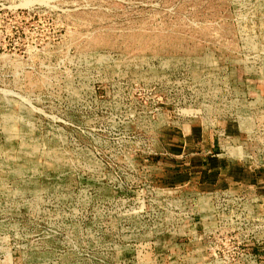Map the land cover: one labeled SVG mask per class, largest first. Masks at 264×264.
Masks as SVG:
<instances>
[{
    "label": "rangeland",
    "instance_id": "rangeland-1",
    "mask_svg": "<svg viewBox=\"0 0 264 264\" xmlns=\"http://www.w3.org/2000/svg\"><path fill=\"white\" fill-rule=\"evenodd\" d=\"M215 154L264 172V0H0V264H264Z\"/></svg>",
    "mask_w": 264,
    "mask_h": 264
},
{
    "label": "crops",
    "instance_id": "crops-1",
    "mask_svg": "<svg viewBox=\"0 0 264 264\" xmlns=\"http://www.w3.org/2000/svg\"><path fill=\"white\" fill-rule=\"evenodd\" d=\"M222 159L215 154V156H211L206 160L204 159L205 161L202 160L200 162V165L195 170L198 173L197 178H200V182L203 185L209 184L216 187H227L229 181L233 184H254L258 185L259 191L261 190L264 193V177L259 175L264 172L260 170L251 171L241 164H227Z\"/></svg>",
    "mask_w": 264,
    "mask_h": 264
}]
</instances>
